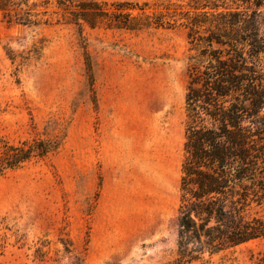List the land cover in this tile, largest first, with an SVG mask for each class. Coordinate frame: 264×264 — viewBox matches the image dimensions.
<instances>
[{
  "label": "rangeland",
  "instance_id": "obj_1",
  "mask_svg": "<svg viewBox=\"0 0 264 264\" xmlns=\"http://www.w3.org/2000/svg\"><path fill=\"white\" fill-rule=\"evenodd\" d=\"M64 1L0 0V143H51L0 175V264H175L190 43L154 14L189 0H73L132 29ZM185 264H264V237Z\"/></svg>",
  "mask_w": 264,
  "mask_h": 264
},
{
  "label": "trees",
  "instance_id": "obj_2",
  "mask_svg": "<svg viewBox=\"0 0 264 264\" xmlns=\"http://www.w3.org/2000/svg\"><path fill=\"white\" fill-rule=\"evenodd\" d=\"M66 1L77 23L93 27L109 19L136 28L128 12ZM263 5L264 0H189L154 14L157 25L166 16L181 21L190 43L175 264L264 237ZM0 8L10 14L9 6ZM32 15L25 11L17 20L29 23ZM50 147L40 138L1 142L0 175L32 158L44 159Z\"/></svg>",
  "mask_w": 264,
  "mask_h": 264
}]
</instances>
